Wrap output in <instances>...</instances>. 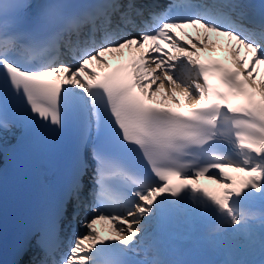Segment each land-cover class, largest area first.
<instances>
[{"label":"snow or ice","instance_id":"snow-or-ice-1","mask_svg":"<svg viewBox=\"0 0 264 264\" xmlns=\"http://www.w3.org/2000/svg\"><path fill=\"white\" fill-rule=\"evenodd\" d=\"M30 6L0 4V147L14 127L63 129L70 104L82 113L79 146L54 210L18 240L11 261L0 251V264H204L163 258L159 236L177 220L211 221L205 239L213 246L226 238L254 246L249 209L264 206V78L254 75L264 66V0H170L164 8L157 0L54 2L29 16ZM208 33L230 47L235 41V70L194 59L209 48ZM241 47L250 58H240ZM62 49L72 62L60 58ZM123 49L138 55L104 75L88 68H108L103 57ZM176 92L187 112L164 106L179 103ZM89 144L91 165L80 154ZM228 171L245 179L236 186ZM199 178L224 190L195 187ZM75 220L83 231L61 252V233ZM98 222L109 225L107 241ZM258 222L264 256V214ZM33 236L39 253L25 261ZM144 245L145 259H124Z\"/></svg>","mask_w":264,"mask_h":264},{"label":"bare ground","instance_id":"bare-ground-1","mask_svg":"<svg viewBox=\"0 0 264 264\" xmlns=\"http://www.w3.org/2000/svg\"><path fill=\"white\" fill-rule=\"evenodd\" d=\"M104 57H109V55H106V56H104ZM97 65H98V64H97ZM99 66H101V65H99ZM162 93H163V90H161V93L158 94V98L160 97V95H161ZM175 94L178 96L179 99H181V100H185V97H183L179 92H176ZM166 102H170V103H172L171 100H168V101H166ZM230 239H231V238H226L225 241L221 243V245L224 246V244H225L226 242H227L228 244L232 245V244H231L232 241H231ZM252 246H253L252 244H248V245L244 246L243 248H244V250H245L246 252H252V251H249V249H250ZM254 246L257 247L256 250L260 251V248H259V244H258V243H255ZM237 250H239V249H237Z\"/></svg>","mask_w":264,"mask_h":264}]
</instances>
